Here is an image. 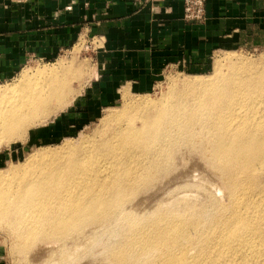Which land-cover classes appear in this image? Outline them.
<instances>
[{
    "label": "bare ground",
    "instance_id": "6f19581e",
    "mask_svg": "<svg viewBox=\"0 0 264 264\" xmlns=\"http://www.w3.org/2000/svg\"><path fill=\"white\" fill-rule=\"evenodd\" d=\"M226 63L158 102L109 111L86 148L67 146L55 159L47 155L54 151L32 153L0 181V227L13 230L21 251L37 240L62 242L50 264L91 255L101 241L109 264H264V60L256 70L241 58ZM71 71L78 79L80 67ZM55 74L46 65L0 87V140L22 136L55 115L52 103L70 100L71 80ZM184 149L213 170L225 199L200 194L195 208L200 198L178 196L137 212V193Z\"/></svg>",
    "mask_w": 264,
    "mask_h": 264
},
{
    "label": "crops",
    "instance_id": "0c3cea01",
    "mask_svg": "<svg viewBox=\"0 0 264 264\" xmlns=\"http://www.w3.org/2000/svg\"><path fill=\"white\" fill-rule=\"evenodd\" d=\"M101 43L104 72L88 92L104 99L152 88L167 68H205L222 46L264 47V0H206L201 22L183 0H0V77L28 60L52 61L80 38Z\"/></svg>",
    "mask_w": 264,
    "mask_h": 264
},
{
    "label": "rangeland",
    "instance_id": "374dc122",
    "mask_svg": "<svg viewBox=\"0 0 264 264\" xmlns=\"http://www.w3.org/2000/svg\"><path fill=\"white\" fill-rule=\"evenodd\" d=\"M100 45L97 39L82 37L55 60H28L13 76L0 77V87L14 86L18 83L22 72L32 73L47 65L56 70V77L71 80L69 82L74 89L72 97L70 100L66 99L62 108L56 107L55 103L51 104L49 110L55 113L51 119L34 124L22 136L2 137L0 181H6L13 174V170L18 171L28 166L26 161L37 150L54 151L47 155L50 159H55L59 156V152L67 149V146L74 145L77 150L86 148L98 139L97 131L103 126L106 114L111 110H125L133 104L132 102L148 98L158 102L168 97L174 89L181 88L182 82L189 77L211 79L219 73L217 70L215 72V65L219 63L226 66V59L229 57L241 58L255 70L264 60V47L246 49L230 45L222 46L211 54L208 65L203 69L174 66L164 70L152 88L141 90L131 84H122L117 89H110V93L104 99L91 100L88 98V92L94 88L99 76L104 72ZM77 66L80 67L81 74L78 79H74L71 70ZM39 159L42 157L40 156ZM210 193L215 199L223 200L226 196L217 180V175L205 161L195 151L184 149L173 160L170 170L152 186L141 189L130 206H133L137 212L144 213L157 208L160 203H169L174 197L195 196L200 198L199 200L193 198V204L198 208L202 195H210ZM200 194L201 197L198 196ZM12 231L9 227H0V264H50L52 259H58L53 252L59 250L62 242L47 243L45 240H37L23 252L21 250L24 247L15 242ZM102 244L103 241L96 246L98 249L91 255L82 253L80 258L78 255L75 258L71 256L69 264L108 263L103 260L104 255L98 253Z\"/></svg>",
    "mask_w": 264,
    "mask_h": 264
},
{
    "label": "built area",
    "instance_id": "2783aa9c",
    "mask_svg": "<svg viewBox=\"0 0 264 264\" xmlns=\"http://www.w3.org/2000/svg\"><path fill=\"white\" fill-rule=\"evenodd\" d=\"M184 18L188 21L201 22L206 16V0H183Z\"/></svg>",
    "mask_w": 264,
    "mask_h": 264
}]
</instances>
